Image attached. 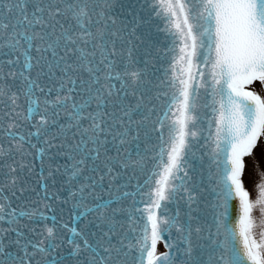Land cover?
<instances>
[{
	"label": "snow or ice",
	"instance_id": "6c2138e0",
	"mask_svg": "<svg viewBox=\"0 0 264 264\" xmlns=\"http://www.w3.org/2000/svg\"><path fill=\"white\" fill-rule=\"evenodd\" d=\"M256 80L264 0H0V264H264Z\"/></svg>",
	"mask_w": 264,
	"mask_h": 264
},
{
	"label": "rangeland",
	"instance_id": "374dc122",
	"mask_svg": "<svg viewBox=\"0 0 264 264\" xmlns=\"http://www.w3.org/2000/svg\"><path fill=\"white\" fill-rule=\"evenodd\" d=\"M248 87L257 91L258 93H261L260 91L262 89H264L262 83L259 81L253 83L252 85H249ZM263 93H264V90H263ZM256 151H255L256 153L254 155L255 160L253 162L255 165L253 166V164L251 162V164H249V169H248L249 173L247 176L245 175L246 177L244 176V180L248 186H251L252 183L256 179L259 178L260 171H264V137H262L261 141L259 142V146L257 147ZM258 153H259V156H258ZM251 159L253 160V157ZM257 166H259V167H257Z\"/></svg>",
	"mask_w": 264,
	"mask_h": 264
},
{
	"label": "flooded vegetation",
	"instance_id": "af4514ba",
	"mask_svg": "<svg viewBox=\"0 0 264 264\" xmlns=\"http://www.w3.org/2000/svg\"><path fill=\"white\" fill-rule=\"evenodd\" d=\"M250 157H252V154L249 155V156H247V157L245 158V162H246ZM247 165H248V164H245V171H246V169H247ZM245 171H244V174H245Z\"/></svg>",
	"mask_w": 264,
	"mask_h": 264
},
{
	"label": "water",
	"instance_id": "95a60500",
	"mask_svg": "<svg viewBox=\"0 0 264 264\" xmlns=\"http://www.w3.org/2000/svg\"><path fill=\"white\" fill-rule=\"evenodd\" d=\"M159 245L162 247V251H163L164 250L163 242H161Z\"/></svg>",
	"mask_w": 264,
	"mask_h": 264
}]
</instances>
